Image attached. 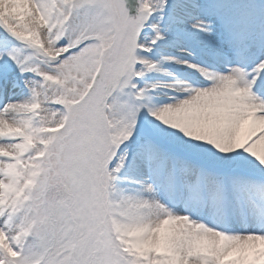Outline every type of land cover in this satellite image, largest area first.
<instances>
[{
    "label": "snow or ice",
    "instance_id": "6c2138e0",
    "mask_svg": "<svg viewBox=\"0 0 264 264\" xmlns=\"http://www.w3.org/2000/svg\"><path fill=\"white\" fill-rule=\"evenodd\" d=\"M0 264H264V0H0Z\"/></svg>",
    "mask_w": 264,
    "mask_h": 264
}]
</instances>
